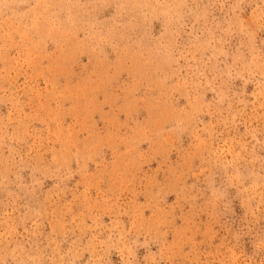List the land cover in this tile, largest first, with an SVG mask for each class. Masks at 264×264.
<instances>
[{
  "label": "rangeland",
  "instance_id": "374dc122",
  "mask_svg": "<svg viewBox=\"0 0 264 264\" xmlns=\"http://www.w3.org/2000/svg\"><path fill=\"white\" fill-rule=\"evenodd\" d=\"M0 264H264V0H0Z\"/></svg>",
  "mask_w": 264,
  "mask_h": 264
}]
</instances>
